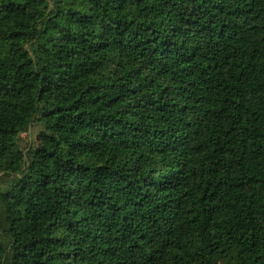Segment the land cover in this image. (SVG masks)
<instances>
[{
  "label": "trees",
  "instance_id": "trees-1",
  "mask_svg": "<svg viewBox=\"0 0 264 264\" xmlns=\"http://www.w3.org/2000/svg\"><path fill=\"white\" fill-rule=\"evenodd\" d=\"M0 179V264H264V0H0Z\"/></svg>",
  "mask_w": 264,
  "mask_h": 264
},
{
  "label": "rangeland",
  "instance_id": "rangeland-1",
  "mask_svg": "<svg viewBox=\"0 0 264 264\" xmlns=\"http://www.w3.org/2000/svg\"><path fill=\"white\" fill-rule=\"evenodd\" d=\"M41 130L42 127L40 126V124L38 122H35L30 130L22 135L20 142L21 148L28 151L31 147L35 146L37 135Z\"/></svg>",
  "mask_w": 264,
  "mask_h": 264
}]
</instances>
